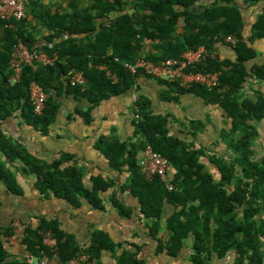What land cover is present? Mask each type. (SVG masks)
<instances>
[{
  "label": "trees",
  "instance_id": "16d2710c",
  "mask_svg": "<svg viewBox=\"0 0 264 264\" xmlns=\"http://www.w3.org/2000/svg\"><path fill=\"white\" fill-rule=\"evenodd\" d=\"M102 1L101 7H78L71 3L70 10L53 11L30 0L27 17L0 18V184L4 182L8 192L24 196L15 171L20 163L24 173L33 176L34 187L43 197L63 198L74 208L87 201L95 209L106 210L103 193L115 186L114 179L92 176L91 187H87L83 169L75 162L68 164L72 154L62 153L51 161L40 158L25 143L14 142L3 122L19 108L23 120L46 135L57 118L59 96L64 91L88 102L87 111L80 113L90 122L94 107L134 88L141 75L154 78L167 86L163 100L178 101L181 94L191 92L207 104L223 108L228 126L222 128L220 137L230 156L209 153L206 146H196V136L205 131L208 119L190 121L191 139L175 135L170 126L173 116L156 113L152 99L144 93L138 94L137 109L132 107L134 136L128 140L100 136L97 148L114 170L128 173L122 190L130 191L139 201L140 213L153 220L152 236L156 237L163 228L165 203L173 205V212L164 221L169 236L161 240L158 250L177 255L192 237L191 264H210L214 253L224 257L230 251L236 254L232 264H264V156L254 161L252 148L264 121V62H258L259 54L253 47L264 40V0H215L202 9L194 7L197 0ZM260 3L262 9L252 32L245 36L243 5L249 8ZM115 10L118 13L110 21H97ZM31 19L36 22L34 25ZM40 21L49 30L42 46H38L36 33ZM180 21L184 22L185 31L178 34ZM228 35L237 37L235 45L226 41ZM146 39L159 41L157 53L144 50ZM18 40L58 57L52 64L25 65L20 79L12 82L11 51ZM224 44L233 49L234 57L218 53ZM201 45L217 55L207 56L190 70L220 71V82L212 88L200 84L185 88L176 81L144 72L133 74L124 64L140 57L159 63ZM108 70L117 75L116 82L107 74ZM76 71L84 73V86L71 84L70 78ZM251 80L259 84L252 86V93L245 87ZM32 81L49 95L42 114L35 112L30 100ZM147 145L169 159L174 172L173 190L169 191L158 177L148 180L143 175L139 160ZM203 158L218 170L219 177ZM110 201L121 216L133 214L134 209L125 205L117 192ZM14 220L0 223V264H32L26 259L10 258L6 237L12 234ZM19 220L27 225L22 244L36 256H42L43 251L52 253L53 249L43 244L44 233L52 231L63 262L88 253L101 264L102 253L108 250L114 253L117 264H146L137 249L123 248L118 254V243L106 231L94 230L91 243L83 245L74 233L61 227L58 219L40 216L35 223Z\"/></svg>",
  "mask_w": 264,
  "mask_h": 264
},
{
  "label": "crops",
  "instance_id": "0c3cea01",
  "mask_svg": "<svg viewBox=\"0 0 264 264\" xmlns=\"http://www.w3.org/2000/svg\"><path fill=\"white\" fill-rule=\"evenodd\" d=\"M39 6L49 8L53 11L70 10V4L74 3L78 7L89 5L103 6L102 0H35ZM113 1V0H111ZM215 0H197L195 8L202 9ZM30 0H27V5ZM130 2V1H129ZM242 3V2H241ZM244 9V35L249 36L252 32V25L262 9V4ZM131 11L130 8H128ZM115 10L110 14L98 18L97 21H110L117 15ZM31 18V17H30ZM34 25L36 22L31 19ZM38 46L46 43L45 36L49 30L40 21L37 25ZM185 31L184 22L177 25V33ZM159 41L146 39L143 43L145 51L157 53L156 45ZM36 47V46H35ZM41 48V47H39ZM43 49V48H41ZM44 50V49H43ZM45 51V50H44ZM47 52V51H46ZM48 53V52H47ZM218 53L222 57H234V51L227 45H221ZM49 54V53H48ZM50 55V54H49ZM51 56V55H50ZM52 56H57L53 54ZM167 88L165 84H160L154 78L141 75L138 84L126 93L103 101L91 111V121L86 122L81 115V111H87L88 102L73 93L64 91L59 96L60 107L57 118L50 126L49 133L44 135L33 126L26 123L21 116V109L16 108L15 112L7 117L3 122L6 133L12 140L26 144L30 151L40 158L51 161L58 158L62 153L73 155L72 161L68 164L76 163L85 173L84 182L87 187H91V177L102 175L112 178L115 186L103 193L107 201L106 210L95 209L87 201L83 202L80 208H74L63 198L51 196L43 197L34 187L32 175H26L23 167L18 163L16 177L23 187L24 196H17L7 191L4 182L0 184V223L9 224L12 219H22L26 222H37L40 216L58 219L61 227L74 233L77 240L83 245L91 243L92 232L100 229L109 233L113 241L118 243L117 253H121L123 248L138 250V256L145 259L146 264H191L190 255L193 252V238L189 237L182 250L177 255H169L166 250H158L162 241L169 236V231L165 228L166 218L173 212L174 207L169 203L164 205L162 219V230L156 237L152 236L150 225L153 220L144 217L140 211L138 199L128 190H122V185L126 181L127 172L120 173L114 170L107 157L97 148L96 143L100 136L128 140L134 136L135 126L133 124V93L147 94L153 101L154 111L158 114L170 113L173 120L170 124L172 132L183 138L191 139L189 133L190 121L208 119L205 133H216L217 128L224 127L223 120L226 119L223 108L218 104H207L201 96L187 92L179 96V100L166 101L162 99L163 91ZM221 115L223 117L221 118ZM199 134L196 136L198 145L206 146L200 140ZM1 156V155H0ZM171 178L174 172L171 169ZM117 192V196L125 205L134 209L131 216H121L110 201L111 195ZM136 244L138 247L133 246ZM9 255L11 259L23 260L28 252L22 243L9 245ZM236 254L230 251L224 257H219L216 253L210 264H232ZM101 264H117L113 252L104 250L101 256Z\"/></svg>",
  "mask_w": 264,
  "mask_h": 264
},
{
  "label": "built area",
  "instance_id": "2783aa9c",
  "mask_svg": "<svg viewBox=\"0 0 264 264\" xmlns=\"http://www.w3.org/2000/svg\"><path fill=\"white\" fill-rule=\"evenodd\" d=\"M130 1V0H128ZM27 17V0H0V18L1 19H23ZM237 37L228 35L226 41L235 45ZM217 52H210L209 49L201 45L197 49L185 51L180 57L168 58L162 62L156 63L151 60L140 57L135 62H125V66L133 73L139 71L152 75L156 78L165 79L171 82H178L182 87L190 88L196 84L208 88L215 87L220 82V71H193L190 68L202 63L207 56L215 57ZM57 59L56 56H50L46 51L38 47H29L25 42L18 40L11 51L10 66L13 71L11 81H18L25 65L34 63L52 64ZM102 68L107 69L106 66ZM113 81H117L116 74L107 71ZM72 85H85L86 78L82 71H76L70 78ZM136 86V85H135ZM29 95L34 110L42 114L47 106L48 93L36 81H32L29 86ZM139 98L138 93H133V106L137 109L136 102ZM140 167L146 179L152 180L158 177L165 183L169 191L175 188L170 176L171 167L169 159L161 152L155 150L151 145H147L140 156ZM12 234L6 237L9 245L22 243L26 236V223L15 219L12 224ZM43 244L53 249L50 255L42 252V256H36L32 253L27 254L26 261L32 264H100L97 259L90 254L84 253L74 257L66 262L60 260L59 252L56 249L57 239L52 231L44 233Z\"/></svg>",
  "mask_w": 264,
  "mask_h": 264
},
{
  "label": "rangeland",
  "instance_id": "374dc122",
  "mask_svg": "<svg viewBox=\"0 0 264 264\" xmlns=\"http://www.w3.org/2000/svg\"><path fill=\"white\" fill-rule=\"evenodd\" d=\"M254 49H256L258 51V62L262 63L264 62V40H259L257 41L255 44H253ZM252 86L253 87H258L259 84L257 83V81H249L246 83L245 87L247 88V90L252 93ZM264 89V86H263ZM223 117V115H221V118ZM224 118H222L221 123H223L224 127L228 126V123L226 122V119L223 120ZM217 128L219 130H217L216 133H210L209 132H202L199 133V136L201 137L200 140H203L205 142L206 147L209 149V153H214L217 155H225L226 157L230 156V150L226 147V145L222 142L221 137H220V133L222 128ZM261 129V135L259 138H257L255 140L254 145L252 146L253 148V160L257 161L259 160L261 157L264 156V121L261 123L260 126ZM190 131V129H188ZM190 137H188L187 139H189ZM192 138V136H191ZM195 143H197V140H195ZM197 147H201L203 145H198L196 144ZM203 160L207 163V165L209 166L210 170H212L215 175L217 177H219V172L218 170L212 166L209 162L207 158H203Z\"/></svg>",
  "mask_w": 264,
  "mask_h": 264
}]
</instances>
